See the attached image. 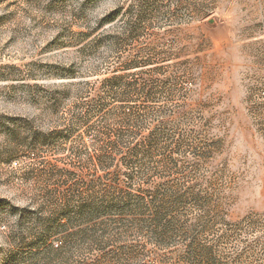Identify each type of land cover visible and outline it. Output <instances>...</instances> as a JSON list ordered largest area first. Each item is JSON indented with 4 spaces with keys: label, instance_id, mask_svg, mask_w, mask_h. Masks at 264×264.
Wrapping results in <instances>:
<instances>
[{
    "label": "rangeland",
    "instance_id": "obj_1",
    "mask_svg": "<svg viewBox=\"0 0 264 264\" xmlns=\"http://www.w3.org/2000/svg\"><path fill=\"white\" fill-rule=\"evenodd\" d=\"M0 264H264V0H0Z\"/></svg>",
    "mask_w": 264,
    "mask_h": 264
},
{
    "label": "trees",
    "instance_id": "obj_2",
    "mask_svg": "<svg viewBox=\"0 0 264 264\" xmlns=\"http://www.w3.org/2000/svg\"><path fill=\"white\" fill-rule=\"evenodd\" d=\"M120 101H126V100H120ZM118 109H122L123 110V106H118ZM120 115L124 116V118H126L125 116V112L121 111ZM123 118V119H124ZM115 141L109 139L104 145H100L98 146V148L96 149V161L98 165H102L104 164V162H106V160L110 157H112L115 149L117 148V146L115 145ZM55 167V166H54ZM60 171H63V169L60 168ZM127 196H129L130 198H135L136 200H142L141 196L137 195V194H131V193H126ZM121 203H124V201L121 200ZM139 204V203H138ZM137 204V208L140 207V205Z\"/></svg>",
    "mask_w": 264,
    "mask_h": 264
}]
</instances>
